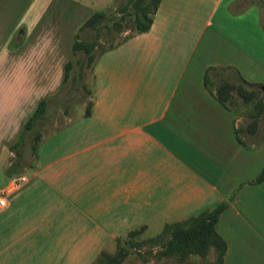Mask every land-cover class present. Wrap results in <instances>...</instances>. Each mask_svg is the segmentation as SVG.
Segmentation results:
<instances>
[{"label":"crops","instance_id":"0c3cea01","mask_svg":"<svg viewBox=\"0 0 264 264\" xmlns=\"http://www.w3.org/2000/svg\"><path fill=\"white\" fill-rule=\"evenodd\" d=\"M236 1L160 0L147 32L96 59L90 114L51 130L21 173L5 172L10 149L60 89L89 16L63 22L51 8L64 0L0 8V264H92L131 231L222 203L221 264H264V130L240 144L239 111L205 86L207 73L214 89L242 78L264 90L261 10L233 13Z\"/></svg>","mask_w":264,"mask_h":264},{"label":"rangeland","instance_id":"374dc122","mask_svg":"<svg viewBox=\"0 0 264 264\" xmlns=\"http://www.w3.org/2000/svg\"><path fill=\"white\" fill-rule=\"evenodd\" d=\"M64 1L66 3L62 6L54 4L56 6L51 9L66 12L62 21H67V24L72 27L78 24L84 16H90L96 11L105 13L106 25L119 23L123 26L122 32L111 33L107 40L105 36L101 37L106 41L105 47H108L110 43L116 44L131 33L133 27L132 8L130 7L127 11L121 10L128 0ZM27 2L28 0H0V8L12 10L13 13L18 14L25 8ZM78 57H80V62L77 61ZM70 59L72 70L62 82L57 94L48 98L50 103L40 123L42 136L47 135L53 128L63 124L69 118L83 115L87 103L93 99L91 97V94L94 95L91 61L85 56H72ZM75 81L77 82L73 85ZM248 89L253 91L254 95L247 103L241 99L237 91L231 92L232 106L239 111L238 125L256 121L261 124L263 121L264 90H260L258 87H249ZM65 97L67 98L64 99ZM32 133V131L26 132L20 145L10 149L11 154L8 157L7 167H5L4 159H1L0 168L5 167L6 170L12 162L19 161L17 168L20 170V168L28 167L34 161L31 149ZM188 224L170 223L161 228L150 227L148 230L144 228L128 233L117 239L92 264H217V251L213 247L202 254L192 252L190 250L192 247L188 245L180 247L181 242L177 232L182 229L186 230Z\"/></svg>","mask_w":264,"mask_h":264},{"label":"trees","instance_id":"16d2710c","mask_svg":"<svg viewBox=\"0 0 264 264\" xmlns=\"http://www.w3.org/2000/svg\"><path fill=\"white\" fill-rule=\"evenodd\" d=\"M248 2H256L258 3L260 10H261V21L264 25V1L263 0H248L239 2H234L230 9L233 13H237L244 9V7L248 4ZM160 0H128L126 4L121 8L122 11H127L130 7L132 8V15H133V27L131 29V33L124 38L123 40L117 42L116 44L110 43L108 47H105L104 40L101 37L105 36V39L109 38L108 36L113 33L117 32L120 33L124 30L123 26L119 23H115L114 25H106V15L102 11L93 12L86 21L79 27L77 33L74 36V42L72 45V56L77 57H86L92 63L91 65V72L93 64L95 63L96 59L106 50L113 48L114 46L120 44L122 41L126 40L127 38L131 37L137 33L147 32L153 22L154 14L158 8ZM111 42V41H109ZM80 57L77 58V61ZM72 62L71 59L66 62L64 65V79L67 78L69 72L72 70ZM81 68V67H80ZM93 78V76H92ZM77 81L73 83L75 85ZM209 76L205 74V86L210 92V94L224 107H228V104L232 103L231 101V92L237 91V94L241 97V99L247 103L251 100L254 95V92L249 90V87H255L256 85L253 83H249L244 79L240 78L238 83L229 79L221 80L217 86L214 88L210 87ZM93 97L87 103L86 111L84 112L83 116H87L91 112V108L93 105L94 95L91 94ZM68 97V96H67ZM65 97L64 99H66ZM50 100L47 98L42 99L37 107L34 109L32 114L29 116L27 121L25 122L23 131L16 143L15 146L17 147L19 142L24 139L26 132L32 131L33 137L31 140V149L33 152V156L35 158V154L37 151V147L41 141V139L46 136H42V126L40 123L43 119L47 108L49 106ZM264 111V109H263ZM262 113L264 114V112ZM263 121L260 123L252 122L246 125H239L235 129V134L238 142L243 146H247L250 142V137L257 132H262L264 130V115H262ZM60 126V125H59ZM56 126L54 129L59 128ZM37 127V128H36ZM19 161L12 162L8 168L6 169V173H21L22 170H18ZM256 182L264 181V166L259 172L256 177ZM225 208V204H219L216 208L212 210H206L203 212L198 213L197 215L190 216L186 219L175 221L171 223H182L188 224V228L186 230H180L177 232V236L179 237V241L181 242V248L185 247L186 245L191 246L190 250L195 253H204L210 247H213L217 251V264H221L223 260V255L226 249V245L224 240L220 237V235L215 231L214 225L218 220V217L222 210ZM170 224L166 223L165 225ZM145 227H141L136 230L144 229ZM134 230V231H136ZM134 231L129 232L132 233ZM179 248V246H178ZM104 251L100 252L102 254ZM99 254V255H100ZM98 255V256H99ZM97 256V257H98ZM95 261V260H94Z\"/></svg>","mask_w":264,"mask_h":264},{"label":"built area","instance_id":"2783aa9c","mask_svg":"<svg viewBox=\"0 0 264 264\" xmlns=\"http://www.w3.org/2000/svg\"><path fill=\"white\" fill-rule=\"evenodd\" d=\"M3 204H4V200L0 199V205H3Z\"/></svg>","mask_w":264,"mask_h":264}]
</instances>
